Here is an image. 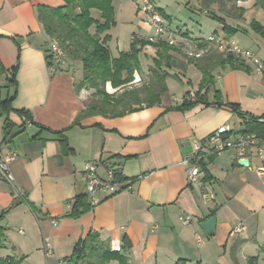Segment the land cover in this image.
I'll return each mask as SVG.
<instances>
[{
    "label": "crops",
    "instance_id": "1",
    "mask_svg": "<svg viewBox=\"0 0 264 264\" xmlns=\"http://www.w3.org/2000/svg\"><path fill=\"white\" fill-rule=\"evenodd\" d=\"M141 1L113 0L116 24L122 18L130 43L154 33L138 10ZM151 1L170 22H176L172 13L168 15L174 9L169 0ZM182 4L196 14L192 27L197 26L199 34L194 35L187 23L178 24L177 34L185 38L178 41H196L201 50L210 35L219 34L264 64V38L252 28L254 22L264 28V7L258 0H183ZM40 6L59 9L66 3L0 0V66L5 70L0 76L6 75L10 82L14 75L16 81V86L10 82L8 92V98L16 94L11 109L0 117V151L16 153L10 167L15 185L29 203L14 198L11 187L0 179V228L11 247L4 253L18 256L22 264H59L71 259L76 246L95 234L111 251L128 255L131 264H251L254 258L256 264H264V175L257 170L262 162L252 152L246 156L249 166L241 165L243 159L234 151L209 156L192 184L182 164L195 142L204 141L221 126L240 133L250 118L264 117V70L258 71L252 61L243 59L242 69L218 67L213 71L215 84L209 101L219 91L218 101L236 105L245 118L226 106L197 104L180 109L187 93L195 98L194 91H199L203 75L196 70V85L188 86L181 98L172 95L167 79L168 92L160 104L121 117H88L71 127L87 97L83 90L77 92L80 73L69 63L57 73L50 72L47 50L52 39L39 21ZM90 13L104 24L101 11ZM210 20L217 27L204 37L201 21ZM166 25L173 32L167 21ZM116 32L112 28L101 35L110 37L107 46L113 58L130 50L128 46L113 54ZM90 33H96V25ZM0 100H6L2 93ZM57 132H64L68 151L61 147ZM97 160L103 164L101 177L107 168H120L132 191L98 196L92 210L75 218L71 213L77 198L86 196L91 203L83 171L88 162ZM205 188L215 195L208 203L202 198ZM188 215L193 221L184 225ZM213 216L217 226L215 235L209 237L200 225ZM239 227L244 230L235 232Z\"/></svg>",
    "mask_w": 264,
    "mask_h": 264
},
{
    "label": "trees",
    "instance_id": "2",
    "mask_svg": "<svg viewBox=\"0 0 264 264\" xmlns=\"http://www.w3.org/2000/svg\"><path fill=\"white\" fill-rule=\"evenodd\" d=\"M258 2L264 7V0H258ZM65 3L66 6L59 9L40 6L38 8L39 21L43 24L50 39L57 40L60 43L71 61L82 63L84 79L82 83L76 85L77 92L92 89L95 90L94 96L98 97L85 104L84 110L76 117L71 127L80 125V122L88 117H121L160 104L162 97L168 92L167 79L172 76L170 72L164 70V67L172 61V56L168 53L171 50H175L174 46L165 43H150L144 39L135 38L131 43L129 51L120 53L118 58H113L107 46L110 37L101 38L102 34L109 31L115 25L113 0H65ZM92 9L102 12L103 19L105 20L104 24L97 23L91 17L90 11ZM212 17L221 23L223 22L222 19L215 15ZM95 25L96 33L92 35L90 29ZM252 28L264 38V28L260 24L254 22L252 23ZM225 30L228 33L233 32L228 27H225ZM147 46L157 49V57H153L156 70L151 82L143 89H128L127 87L135 79V73H138L141 69L140 54ZM211 47L212 45L210 44L202 46L201 51H206L195 62V66L203 75L199 91L195 95V100H189L191 96L187 93L179 108H191L197 104L226 106L238 113L241 118H245L246 115L239 112L236 105L224 104L218 101L219 91H215L216 99L213 102H210L208 99V93L215 84L213 71L216 68L238 70L245 67V62L242 58ZM199 52L200 50L198 49ZM4 72L5 70L1 67L0 74ZM175 76L178 79L180 78L178 74ZM179 80L181 81V79ZM10 82L16 86L14 75L10 78ZM109 85L112 89L116 90V93L121 90H124V92L120 95H110L106 92V87ZM202 91L205 92L202 94ZM143 95L145 96L143 97ZM15 96L16 94L4 101L0 100V117L7 115L10 104ZM258 119L252 117L246 121L241 133L246 135L255 134L264 140V125L260 124ZM7 125L5 123L4 130L6 136L9 131ZM63 133L57 132L55 134L58 136L57 139L63 150L68 151L67 140ZM3 143L6 144L8 142L4 140ZM201 167H204V163H201ZM25 202L28 203V201ZM31 208L35 211L33 207ZM92 209L93 206L86 196L79 197L72 205L71 216L78 218ZM1 219L2 216H0ZM1 240H4V233L0 228V242ZM125 244L128 249L131 248L127 240H125ZM88 254H91L89 255L91 257H97V261L88 262V264H108L114 260L118 261L119 264H131L128 255L111 251L100 240L99 236L95 234L82 240L76 246L71 259L67 260L82 262L87 258ZM250 262L251 264H256V259L254 258ZM0 264H22V260L11 259L9 261H0Z\"/></svg>",
    "mask_w": 264,
    "mask_h": 264
},
{
    "label": "built area",
    "instance_id": "3",
    "mask_svg": "<svg viewBox=\"0 0 264 264\" xmlns=\"http://www.w3.org/2000/svg\"><path fill=\"white\" fill-rule=\"evenodd\" d=\"M138 10L143 15L145 22L153 29V35L143 38L150 43H158L164 40L170 46H177V39L166 25L163 14L151 0H142L138 4ZM206 42L221 52L233 54L242 59L250 60L257 67V70L263 72L264 64L249 50L243 49L234 43L226 40L219 34H212ZM49 70L57 73L65 64L67 54L57 40H51L48 44ZM190 55L201 57L203 52ZM189 100L194 101L191 97ZM258 122L264 125V117L259 118ZM227 151H234L239 159H246L249 152L255 154L262 165L257 168L258 172L264 175V140L257 135H246L235 133L228 125L221 126L204 141H197L192 146L190 154L186 155L182 164L187 168L189 182L195 183L201 175V163L209 156H220ZM14 152L2 153L0 151V179L11 187L14 198L18 200H27L26 194L21 188L15 185V176L11 170V163L16 159ZM102 161H92L85 165L83 178L86 184L88 196L91 198V204L94 207L99 202L101 195H115L119 193L131 192L132 185L127 183L120 168H107L105 177H101L99 170L102 167ZM202 198L205 203L213 201L214 193L208 192L205 188L202 192ZM193 221L191 215L183 219V224L188 225ZM244 228H237L235 232H242ZM197 241L202 242L197 236ZM46 254L51 255L50 244H46ZM59 264H69L68 260H62Z\"/></svg>",
    "mask_w": 264,
    "mask_h": 264
},
{
    "label": "rangeland",
    "instance_id": "4",
    "mask_svg": "<svg viewBox=\"0 0 264 264\" xmlns=\"http://www.w3.org/2000/svg\"><path fill=\"white\" fill-rule=\"evenodd\" d=\"M174 1H176V0H173V1L169 0V2H168V4L170 6L174 5V9L168 10V13H169L168 15L171 16L170 13H172L171 17H172L173 21H176V22H170L164 16L165 20L167 21V24L173 30L172 33L174 34V37L177 39V41H178V39L184 38L183 36L179 37V35L177 34V30L179 28L177 25L178 24H185V23L188 24L187 27L189 28V30L194 35H198L199 34L198 27L197 26L192 27V23L194 24V22H192V20H191V19H196V17H195L196 14L193 13L195 15L194 16L192 13H190V10L188 8H186L185 5L182 4L183 0H178V2H174ZM172 2H173V4H172ZM185 4H186V2H185ZM159 7L163 8L167 11L166 7H162V6H159ZM118 9H119V12L122 13V8L118 6ZM116 21L117 20L115 18V25L112 27V28H116L118 31V33L117 32L115 33L116 37H114L115 40L112 43V52L114 55H117V53H119L118 49H120L122 51V50L128 49V46H130V48H131V43L129 42V35L130 34H129V32H127L126 29H124V26L126 24H124V21L122 20V18L118 19L117 24H116ZM211 22H212L211 20L210 21H203V22L201 21L202 27H203L202 35L204 37H208V34L211 31H213L214 27H217L216 24H213ZM159 43L167 44L164 40L158 42V44ZM197 46L198 45L196 44V41L186 43L184 41L180 42V40H179L177 43V46H174L175 50H171L168 53L169 55L172 56V61L164 67V70H167L172 75L171 77L168 78V82L170 84L172 95H175V97L181 98L183 96L184 90L189 89L188 86L196 85V82L198 79V78H196V74H197V71H199L197 69V67L195 66V62H196L197 57H195V55L192 56L189 53L190 52L193 54L198 53V47ZM205 51L206 50H204V51L200 50V52H203V53ZM156 54H157V49H155L151 46H147L146 48H144L142 50V53L140 54V60L142 63L141 69L138 73H135V79H134L133 83H131L127 87L128 89H137V88L143 89L147 84H149L151 82L154 71L156 70L155 65H154V61H153V57L154 58L157 57ZM65 63H69L71 65V67H73V69L76 72L80 73L78 78H77V80H78L77 83L78 84L82 83V81L84 79V71H83L82 63L79 61L73 62L68 58V56H67ZM176 74H178V76L180 77L179 79H181V81L178 79V77L175 76ZM201 81H202V79L200 80V82ZM182 84H184V85H182ZM9 91H10V82L8 79H6V75L0 76V93H2L3 99H7L9 97V93H8ZM83 92L87 97L86 103H89L93 99L98 98V97L94 96L95 90H92V89L91 90H83ZM106 92L110 95H112V94L120 95L124 92V90H121V91L116 93V90L112 89L109 85L106 87ZM194 94L196 95V91H194ZM144 96L145 95H143V97ZM189 96H190V94H189ZM6 249H11V247L7 243H5L4 240H1V242H0V261H9L11 259L19 260V257L16 255L11 256V255L4 253L5 252L4 250H6ZM8 252H9V254H12V253H10V251H8ZM89 255H91V254H88L87 258L85 260H83L82 263L83 262L88 263V262L97 261V257H91ZM111 264H115V263H111Z\"/></svg>",
    "mask_w": 264,
    "mask_h": 264
},
{
    "label": "water",
    "instance_id": "5",
    "mask_svg": "<svg viewBox=\"0 0 264 264\" xmlns=\"http://www.w3.org/2000/svg\"><path fill=\"white\" fill-rule=\"evenodd\" d=\"M191 150V148H190ZM185 152V151H184ZM240 164L243 166H249V161L247 159H243L240 161ZM217 226V217L213 216L207 221L203 222L200 227L203 229V231L207 234V236L212 237L215 235Z\"/></svg>",
    "mask_w": 264,
    "mask_h": 264
}]
</instances>
